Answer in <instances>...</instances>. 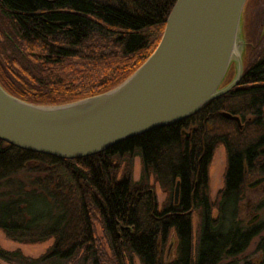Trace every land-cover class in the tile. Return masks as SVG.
<instances>
[{
	"label": "trees",
	"instance_id": "1",
	"mask_svg": "<svg viewBox=\"0 0 264 264\" xmlns=\"http://www.w3.org/2000/svg\"><path fill=\"white\" fill-rule=\"evenodd\" d=\"M174 2L0 0V84L34 103L112 88L154 50ZM223 111L237 115L240 126ZM220 146L223 186L212 198L208 169ZM251 173L264 174V49L235 87L195 114L102 152L59 158L0 139V230L19 243L52 239L37 256L0 245V260L133 264L136 256L140 264H219L264 231V218L250 225L236 218ZM155 184L165 194L160 205ZM172 238L174 253L166 259ZM257 249L264 264V234Z\"/></svg>",
	"mask_w": 264,
	"mask_h": 264
},
{
	"label": "water",
	"instance_id": "2",
	"mask_svg": "<svg viewBox=\"0 0 264 264\" xmlns=\"http://www.w3.org/2000/svg\"><path fill=\"white\" fill-rule=\"evenodd\" d=\"M245 2L175 0L151 54L121 82L97 94L34 103L0 84V139L59 158H80L195 114L242 78ZM222 115L240 126L237 115ZM263 180L258 177L249 186ZM178 192L179 181L175 202Z\"/></svg>",
	"mask_w": 264,
	"mask_h": 264
},
{
	"label": "rangeland",
	"instance_id": "3",
	"mask_svg": "<svg viewBox=\"0 0 264 264\" xmlns=\"http://www.w3.org/2000/svg\"><path fill=\"white\" fill-rule=\"evenodd\" d=\"M254 10V33L250 30V40L253 43V51L251 53L254 60H256L264 49V1H257ZM253 19V20H254ZM252 26V25H251ZM249 29V25H248ZM246 37V34H245ZM247 40V37H246ZM253 54V56H252ZM253 60V59H252ZM251 61V60H250ZM226 166V152L223 146L218 147L213 154L211 164L208 169L209 173V190L210 196L214 198L217 192L223 186V173ZM140 160L138 157L133 159L132 177L137 180L140 176ZM264 174L251 173L247 174L244 179L245 187L243 190V197L239 202L236 218L240 219L244 224H256L264 218V180L254 186H249L253 180ZM158 204L160 205L165 199V194L161 191L158 184L154 185ZM215 214V211H214ZM198 218L194 214L192 216V231H193V244L196 240V228ZM264 234L262 231L259 235L252 238L248 246L239 254L233 257L223 258L219 264H258L261 261L262 253L257 249V242ZM98 235L101 232L98 231ZM52 242V239L40 243H19L8 239L0 230V245L5 249L20 248L24 254L37 256L45 251L47 246ZM161 248V247H160ZM174 253V239L166 245L164 250L165 258L172 257ZM0 264H7L0 260ZM133 264H140L139 259L133 256Z\"/></svg>",
	"mask_w": 264,
	"mask_h": 264
},
{
	"label": "flooded vegetation",
	"instance_id": "4",
	"mask_svg": "<svg viewBox=\"0 0 264 264\" xmlns=\"http://www.w3.org/2000/svg\"><path fill=\"white\" fill-rule=\"evenodd\" d=\"M257 1H264V0H246L245 5H244V30H245V34L247 37V45H246V50H245V54H244V71L249 68L254 62V58L251 57V53L253 51V43L250 40V31L252 33H254V10H255V3ZM254 19V20H253ZM248 25H249V29H248ZM252 25V26H251ZM250 30V31H249ZM253 56V54H252ZM251 60V61H250Z\"/></svg>",
	"mask_w": 264,
	"mask_h": 264
}]
</instances>
